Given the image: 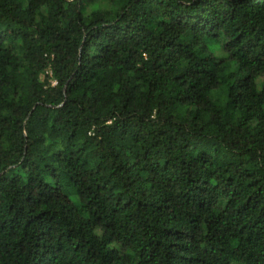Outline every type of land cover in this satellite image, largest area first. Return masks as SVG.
I'll use <instances>...</instances> for the list:
<instances>
[{
    "label": "trees",
    "instance_id": "16d2710c",
    "mask_svg": "<svg viewBox=\"0 0 264 264\" xmlns=\"http://www.w3.org/2000/svg\"><path fill=\"white\" fill-rule=\"evenodd\" d=\"M0 264H264V0H0Z\"/></svg>",
    "mask_w": 264,
    "mask_h": 264
}]
</instances>
